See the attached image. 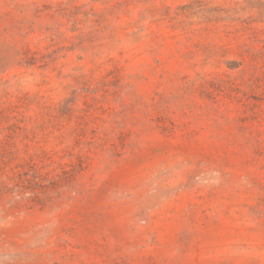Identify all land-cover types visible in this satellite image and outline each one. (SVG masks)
Returning <instances> with one entry per match:
<instances>
[{
	"label": "rangeland",
	"instance_id": "rangeland-1",
	"mask_svg": "<svg viewBox=\"0 0 264 264\" xmlns=\"http://www.w3.org/2000/svg\"><path fill=\"white\" fill-rule=\"evenodd\" d=\"M0 264H264V0H0Z\"/></svg>",
	"mask_w": 264,
	"mask_h": 264
}]
</instances>
